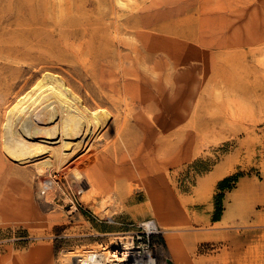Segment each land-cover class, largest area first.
Wrapping results in <instances>:
<instances>
[{"label": "rangeland", "instance_id": "rangeland-1", "mask_svg": "<svg viewBox=\"0 0 264 264\" xmlns=\"http://www.w3.org/2000/svg\"><path fill=\"white\" fill-rule=\"evenodd\" d=\"M40 78L108 112L86 161L103 195L61 176L46 203L34 165L6 155L10 109ZM125 79L140 88L121 100ZM93 88L153 131L131 120L114 139L123 114ZM128 235L157 264H264V0H0V264H72L61 249Z\"/></svg>", "mask_w": 264, "mask_h": 264}, {"label": "bare ground", "instance_id": "bare-ground-1", "mask_svg": "<svg viewBox=\"0 0 264 264\" xmlns=\"http://www.w3.org/2000/svg\"><path fill=\"white\" fill-rule=\"evenodd\" d=\"M122 73L124 76L132 74L129 71H126V74ZM138 78H142L140 73H138ZM123 82V89L126 88L124 94H126L122 93V89L118 88L117 90L119 96L124 95L121 100H126L129 88H136L134 91L132 90L131 95L132 98L135 97L137 89L140 88L137 85L138 82H126V79ZM16 83L15 81L12 86H15ZM92 93L98 95V103L112 100V96L105 97L95 88ZM137 102L148 105V102L143 100H138L134 104L136 105ZM113 105L118 109L120 115L123 114L115 119L113 135H111L114 139L127 134L128 122L131 120H134L133 126L138 131L136 135L147 137V133L153 131L149 121L135 118L129 113L130 110L122 113L120 102L117 99ZM94 106L87 104V101L73 89L67 87L64 82L60 81L49 85V82L40 78L31 90L10 109L12 115H9L7 119L10 136L4 144L6 155L12 161H27L34 165L36 173L39 175L37 177V194L46 203L54 200L55 195L60 191L59 178L61 176L75 191L89 188L93 192L96 191V196L104 194L106 187L101 181L105 180L107 175L103 172L98 177L95 171L99 166L86 162L90 160L91 156H94L89 153L94 140L99 137V133L108 124V118H102V115H108V112ZM141 140L144 142L145 139L141 138ZM119 175L123 176L124 173H119ZM110 200L111 197L107 195L100 199V204L97 203L105 214L108 213ZM150 207L156 211L159 210V207L153 204ZM166 209L172 212L173 206H168ZM152 223V221H142L141 225L145 226L148 231L157 228L162 232L165 229V225L160 222ZM60 253L68 260V263L72 264H157L153 256L139 250L129 235L127 237H111L105 244L61 249Z\"/></svg>", "mask_w": 264, "mask_h": 264}, {"label": "trees", "instance_id": "trees-1", "mask_svg": "<svg viewBox=\"0 0 264 264\" xmlns=\"http://www.w3.org/2000/svg\"><path fill=\"white\" fill-rule=\"evenodd\" d=\"M229 181V179L228 178H225V179H223L222 181H221V183H220V188H224V187H226L224 184H226L227 182ZM222 197V195L221 194H219L218 195V198H219V200H218V205H217V215L215 216V217H213V220L214 221H217V220H219L220 219V216H221V198Z\"/></svg>", "mask_w": 264, "mask_h": 264}]
</instances>
